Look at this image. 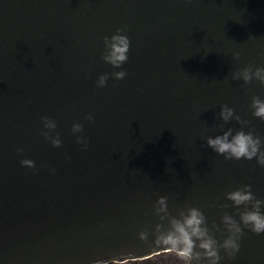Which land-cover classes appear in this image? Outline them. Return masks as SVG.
Masks as SVG:
<instances>
[{
	"label": "water",
	"instance_id": "95a60500",
	"mask_svg": "<svg viewBox=\"0 0 264 264\" xmlns=\"http://www.w3.org/2000/svg\"><path fill=\"white\" fill-rule=\"evenodd\" d=\"M117 29L130 41L120 69L101 59ZM245 67H264V0H0V264L147 259L167 252L152 248L159 197L173 215L199 208L209 227L245 210L228 192L250 185L264 199L255 159L226 161L206 146L241 127L217 119L222 105L264 137L250 110L264 86L231 78ZM121 70L123 80L111 78ZM44 117L60 148L40 135ZM243 231L239 253L221 251V264H264V234Z\"/></svg>",
	"mask_w": 264,
	"mask_h": 264
},
{
	"label": "clouds",
	"instance_id": "9594fccd",
	"mask_svg": "<svg viewBox=\"0 0 264 264\" xmlns=\"http://www.w3.org/2000/svg\"><path fill=\"white\" fill-rule=\"evenodd\" d=\"M191 3L192 0H186ZM104 54L101 59L104 63L114 69H120L127 63L130 50V41L122 29H117L116 33L109 37H104ZM235 60L240 59V52L233 56ZM127 73L125 71H114L111 78L117 81L123 80ZM108 74L100 75L96 80L98 88H104L109 80ZM232 80H242L244 84L257 81L264 86V67H256L254 70L245 67L241 71L232 75ZM250 110L254 118L264 122V99L257 96L252 98ZM86 119L92 122L93 117ZM217 119L224 125H228L235 120L241 127L234 130L229 127L222 130V134L215 137H208L206 146L216 155L222 156L226 161H252L256 160L258 167L264 168V137L253 130L245 131L248 121L242 120L235 114L234 109L222 105ZM42 129L40 135L45 141L50 142L53 148L61 147L59 133L56 132L57 124L51 118L44 117L41 121ZM223 129V125L221 126ZM71 132L76 136V143L82 150L88 148L87 137L77 135L83 132L80 123H73ZM55 133V134H54ZM22 153L23 149H17ZM21 167L35 170V163L32 160L24 159L20 161ZM55 174V169L51 170ZM225 199L231 202L234 209H241L234 214L225 212L220 217V224L212 223L209 227L204 213L197 207L177 209L176 214L169 212L168 197L161 196L153 206V215L161 221L155 226L156 236L152 242V248L161 247L173 254L176 264H221L223 251L228 260H232L240 251V241L244 236V229L255 234H264V199L256 198L250 185H243L234 191L226 194ZM238 216L239 220L234 217ZM167 222L166 227L164 222ZM219 234L222 239H217ZM138 239L148 240L147 232H140ZM119 258L95 260L93 264H136L139 257L130 254L119 253Z\"/></svg>",
	"mask_w": 264,
	"mask_h": 264
},
{
	"label": "flooded vegetation",
	"instance_id": "af4514ba",
	"mask_svg": "<svg viewBox=\"0 0 264 264\" xmlns=\"http://www.w3.org/2000/svg\"><path fill=\"white\" fill-rule=\"evenodd\" d=\"M136 264H176V261L173 254L165 252L147 259L137 260Z\"/></svg>",
	"mask_w": 264,
	"mask_h": 264
}]
</instances>
